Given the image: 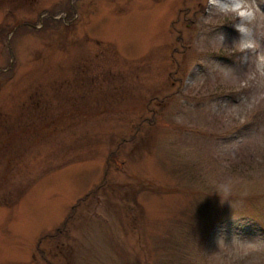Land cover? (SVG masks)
I'll use <instances>...</instances> for the list:
<instances>
[{"label":"rangeland","instance_id":"obj_1","mask_svg":"<svg viewBox=\"0 0 264 264\" xmlns=\"http://www.w3.org/2000/svg\"><path fill=\"white\" fill-rule=\"evenodd\" d=\"M204 3L0 0V264H212L264 238V135L230 143L264 106L224 108L240 83L211 62L246 66L200 35L240 34Z\"/></svg>","mask_w":264,"mask_h":264},{"label":"clouds","instance_id":"obj_2","mask_svg":"<svg viewBox=\"0 0 264 264\" xmlns=\"http://www.w3.org/2000/svg\"><path fill=\"white\" fill-rule=\"evenodd\" d=\"M204 4L208 15L206 17L201 15L198 23L208 25L212 21L222 19L225 23H231L240 34L231 45L226 43L223 33L217 32L214 36H209L211 29L200 35V42L208 41L215 50L214 53L219 54V49L229 50V55L238 53L240 54L238 63L246 66L243 70H237L222 66L216 61L211 62V65L240 83L239 103L224 108L236 109L244 105L248 114L254 115L264 106V46L261 44L264 40V11L257 0H205ZM203 79L198 77L195 81ZM212 103L216 108H222L217 102ZM246 122L247 118L241 121V126ZM261 135H264V125H261L254 134L240 137L230 143L236 144L238 141H246ZM232 158H235L234 153ZM235 186L234 178L225 175L222 180L212 185V191L221 197V202L228 201L233 207ZM217 247L218 251L208 256L212 264H264V238L247 240L233 236L231 242H226L220 237L217 240Z\"/></svg>","mask_w":264,"mask_h":264}]
</instances>
